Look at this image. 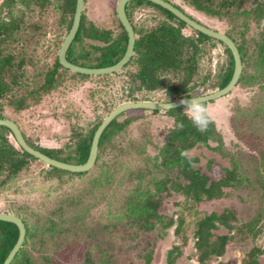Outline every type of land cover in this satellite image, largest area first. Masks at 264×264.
Masks as SVG:
<instances>
[{
	"label": "trees",
	"instance_id": "trees-1",
	"mask_svg": "<svg viewBox=\"0 0 264 264\" xmlns=\"http://www.w3.org/2000/svg\"><path fill=\"white\" fill-rule=\"evenodd\" d=\"M76 1L2 0L0 2V101L7 100L16 111H22L32 104H38L45 95L62 86L68 74L80 78L94 77L65 68L59 62L58 53L50 64L40 65L37 58V50L41 39L46 35V30L41 19L34 18L33 13L38 11L42 17L50 8L55 9L59 14L58 24L67 34L73 24ZM168 1L185 11L179 4L172 0ZM183 1L197 11L220 19L226 18L229 21L231 26L226 33L236 42L243 63V71L237 85L258 86L260 92L264 94V0H255L252 7L243 9L238 0ZM142 5L158 8L164 16L158 18L157 23L152 26L138 24L134 20V10L131 7L136 9ZM127 13L136 33L134 55L121 71L95 76L108 78L124 72L128 78V86L125 91L126 97L122 102L147 100L150 99L148 95L156 91L163 92L161 98L163 101H172L206 94L209 88H223L229 83L234 71V58L227 46L225 51L228 54V61L220 71L214 76L210 71L202 73V60L208 54L212 42L218 40L194 29V33H186L185 28L190 27L189 25L169 10L148 0L130 1L127 4ZM252 21H255L261 29L257 35L250 36ZM118 22L119 31L101 28L83 12L78 32L67 52L68 59L79 65L93 63L92 67H105L118 62L128 44V33L119 19ZM62 41L61 37L57 43V50ZM30 68L34 70L32 75L29 73ZM115 106L117 104L107 103L106 115ZM3 109V103H0V118H7ZM145 111L146 109L127 110L106 127L100 137L96 164L107 148L114 144L116 137L125 132L133 122L143 118ZM152 111L159 112V110ZM262 111L264 113V105L258 106L255 113L259 114ZM166 112L173 117L174 123L169 129L165 143L159 148L158 155L153 158L154 172L163 171L165 176L163 179L153 181L154 189L149 186L143 187L140 183L131 188L121 208L113 215V222L105 226L113 234L117 231L115 226L117 220L125 221L130 228L137 227L147 232L158 229L166 233L167 228L175 225V233L179 236L186 227L190 226L193 228L198 258L205 261L212 255H223L227 244L235 234L251 233L255 237L258 233L256 223L260 219L239 226L236 213L228 208L222 212L213 211L193 218L198 215L196 207L198 203L219 198L224 195V188L242 181L240 169L237 164L230 168L210 161L211 173L209 176L204 174L196 166L198 158L189 155V151L199 143L209 145L211 140L217 143L213 147L215 150L222 149L224 139L216 122L212 119L208 130L201 133L185 112L184 106ZM248 115H250L248 112H243L239 119L245 118L247 121ZM104 117L97 116L85 128L74 124L71 141L62 147H44L36 144L22 131L31 146L48 156L70 163H85L94 133ZM139 151L142 152L143 149ZM33 161L44 163L22 149L9 128L0 126V191L12 188L18 179L30 170ZM108 170L106 171L109 172ZM172 170L177 172V179L170 177L169 172ZM85 173L48 166L46 178L63 181L67 176ZM113 177L114 173H108L98 181L101 184L111 182ZM262 183L264 186V181ZM170 190L180 194L184 199L178 203L180 210L176 215H166L158 210L163 192ZM81 202V198L64 199V203H60L49 214L34 218H31L32 213L16 209L15 214L21 216L25 223L26 237L11 264H58L55 257L46 254V251L49 246L55 250L59 245L60 236L64 232L71 231V228L67 227L70 219L66 217L63 206L69 205L67 208L74 210V207ZM77 216L79 215L76 214L75 217ZM222 228L227 232L216 233ZM234 229L236 233L233 235L231 232ZM18 236L19 229L16 224L0 220V264L4 263ZM32 249L37 255L33 254ZM152 252L149 251L145 255L148 262L151 260ZM180 254L179 247H173L168 252V261L174 262ZM260 254H262L260 247L251 248L242 258L241 264H260ZM101 261L104 264H111L106 258Z\"/></svg>",
	"mask_w": 264,
	"mask_h": 264
},
{
	"label": "rangeland",
	"instance_id": "rangeland-1",
	"mask_svg": "<svg viewBox=\"0 0 264 264\" xmlns=\"http://www.w3.org/2000/svg\"><path fill=\"white\" fill-rule=\"evenodd\" d=\"M172 1L211 28L225 33L230 29L231 25L226 18L220 19L197 11L183 0ZM238 1L241 9L252 7L255 3V0ZM117 2L86 0L84 13L97 26L119 31ZM131 9L134 10L135 22L147 26L155 25L158 18L164 16L158 8L152 6L142 5ZM33 17L41 19L46 30L37 50L39 64H50L58 52V40L64 38L66 30L59 26V14L53 8L43 13L42 17L35 11ZM250 23L249 35H257L261 27L255 21ZM185 32L194 33L191 27L185 28ZM212 43L202 60L201 70L202 73L210 71L214 76L228 61V54L224 44L219 41ZM84 64L88 67L93 65L89 62ZM33 71V68L29 69L30 75ZM92 76L80 78L68 74L62 86L45 95L38 104H32L22 111H16L7 100H1L0 103H3L7 118L18 122L36 144L62 147L71 141L74 124L87 127L97 116H106L107 103L118 105L126 97L128 78L124 72L108 78ZM215 89L209 88L208 92ZM148 96L150 99L147 100L163 101L162 91L152 92ZM260 105H264V94L259 87L241 85H237L228 95L208 102L206 106L223 135L224 146L217 151L213 148L217 143L211 140L209 145L199 143L189 151V155L198 158L196 166L204 174L210 175L209 162L214 161L230 168L237 164L242 178L241 182L224 188L223 196L198 203V215L193 218L228 208L236 213L239 226L260 219L256 223L258 233L255 237L251 233L235 234L234 229L231 232L235 234L234 238L228 243L225 254L204 264L223 261L226 264H241L244 255L253 247L262 249L259 261L264 264V113H255ZM243 112L250 114L246 117L247 121L245 118L239 119ZM173 123V117L166 110L156 113L146 110L143 118L133 122L116 137L114 144L107 148L91 170L84 175L67 176L63 181L46 178L48 165L33 161L30 170L12 188L0 191V211L15 213L16 209H22L32 213L31 218H34L49 214L60 203H64V199L81 198V204L74 207V210L67 208L69 205L63 206L66 217L70 219L67 227L71 231L60 236L55 250L49 246L46 251V254L55 257L58 264H104L101 260L105 258L111 264H147L145 255L149 251H153L151 264H166L167 252L175 245L182 251L176 264H202L195 251L193 228L190 226L178 237L170 229L166 233L158 229L147 232L137 227L130 228L125 221H115L117 231L113 234L105 226L113 222V215L121 208L131 188L140 183L143 187L154 189L153 181L165 176L163 171L154 172L153 158L165 143ZM108 173H114L113 180L99 183L98 180ZM169 173L170 177L177 179L176 171ZM182 201L184 199L180 194L172 190L165 191L158 210L166 215H176L180 210L178 203ZM76 214L79 216L75 217ZM223 232H227L225 228L216 233ZM184 235L188 237L187 243L183 240ZM32 251L37 255L34 249Z\"/></svg>",
	"mask_w": 264,
	"mask_h": 264
},
{
	"label": "water",
	"instance_id": "water-1",
	"mask_svg": "<svg viewBox=\"0 0 264 264\" xmlns=\"http://www.w3.org/2000/svg\"><path fill=\"white\" fill-rule=\"evenodd\" d=\"M130 1L132 0H118L116 5L118 18L128 33V44L126 47V51L118 62H116L113 65H109L105 67H88L73 63L70 60H68L67 51L78 32L82 15L86 5V0H77L73 24L69 32L64 36L61 47L58 50V57L60 64L72 72L81 73L85 75H95V76L111 74L122 70L123 67L129 62L131 57L134 55V48L136 42V33L133 24L130 21L127 14V4ZM148 1H151L169 10L194 30H197L209 37L221 41L225 46H227L231 50L234 58V71L229 83L223 88H219L206 94L196 95L188 98H178L172 101L130 100L118 104L104 117V119L96 129L93 136L90 153L85 163H78V164L70 163L48 156L39 149H36L33 146H31L26 141L24 134L17 122H15L10 118H0V126H6L11 130L17 144L22 149H24L26 152L33 155L34 157L38 158L42 162L46 163L48 166H54L59 169L67 170L70 172H77V173L87 172L91 170L96 164L99 153V141L103 131L121 113L131 109L170 110L172 108L183 106L180 103L181 100L183 99L195 98V99H202L205 102H209L228 95L237 86L243 71V63H242L241 53L236 42L227 33L220 30H216L201 23L200 21L192 17L190 14L186 13L185 11H183L182 9H180L179 7H177L168 0H148ZM0 220L12 222L16 224L19 229L18 239L3 263V264H11L12 260L14 259V257L16 256V254L18 253V251L20 250V248L22 247L25 241L26 226L22 217L15 213L0 211Z\"/></svg>",
	"mask_w": 264,
	"mask_h": 264
},
{
	"label": "clouds",
	"instance_id": "clouds-1",
	"mask_svg": "<svg viewBox=\"0 0 264 264\" xmlns=\"http://www.w3.org/2000/svg\"><path fill=\"white\" fill-rule=\"evenodd\" d=\"M194 126L201 133L206 132L212 122V113L202 99H183L180 102Z\"/></svg>",
	"mask_w": 264,
	"mask_h": 264
},
{
	"label": "flooded vegetation",
	"instance_id": "flooded-vegetation-1",
	"mask_svg": "<svg viewBox=\"0 0 264 264\" xmlns=\"http://www.w3.org/2000/svg\"><path fill=\"white\" fill-rule=\"evenodd\" d=\"M129 3V2H128ZM128 14V13H127ZM116 15H117V11H116ZM117 17H118V15H117ZM129 17V16H128ZM119 19V18H118ZM66 35V34H65ZM64 35V36H65ZM64 39V38H63ZM63 42V41H62ZM62 44V43H61ZM61 47V46H60ZM59 47V48H60ZM59 50V49H58ZM69 50V49H68ZM68 52V51H67ZM58 53V52H57ZM59 58V57H58ZM68 58V57H67ZM69 60V59H68ZM72 62V61H71ZM74 63V62H73ZM77 64V63H76ZM217 89H219V88H217ZM216 90V89H215ZM212 92V91H211ZM209 93V92H208ZM219 99V98H218ZM213 101V100H212ZM210 102V101H209ZM13 120V119H12ZM15 121V120H14ZM16 122V121H15ZM19 125V124H18ZM20 126V125H19ZM21 128V127H20ZM22 130V129H21ZM23 132V131H22ZM172 230L173 231V234L175 235V236H179V235H177L176 233H175V225L174 226H171V227H169V228H167L166 229V232L168 231V230ZM183 240H184V242H186L187 243V240H188V237H186L185 236V238H183ZM194 245H195V251L197 252V254H198V251H197V248H196V240H195V238H194ZM175 246H177V245H175ZM174 246V247H175ZM227 246H228V244H227ZM179 247V246H178ZM173 248V247H172ZM171 248V249H172ZM227 248V247H226ZM170 249V250H171ZM179 250H180V255L176 258V260L174 261V262H169L168 261V252H167V256H166V264H176V261L182 256V251H181V249H180V247H179ZM226 252V251H225ZM225 252H224V254H225ZM223 254V255H224ZM223 255H212V256H210V258H208V259H206L205 261H201V260H199V258H198V260H199V262L200 263H202V264H204V263H208V262H211L214 258H220V257H222ZM152 256H153V253H152ZM152 256H151V260L148 262V259H146L147 261H146V263L147 264H151L152 263ZM220 263H222V264H226L224 261L223 262H219V263H215V264H220Z\"/></svg>",
	"mask_w": 264,
	"mask_h": 264
}]
</instances>
